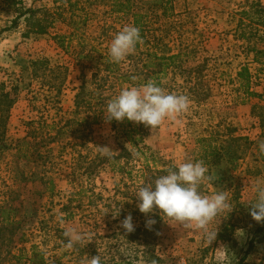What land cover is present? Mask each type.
<instances>
[{
  "label": "rangeland",
  "instance_id": "obj_1",
  "mask_svg": "<svg viewBox=\"0 0 264 264\" xmlns=\"http://www.w3.org/2000/svg\"><path fill=\"white\" fill-rule=\"evenodd\" d=\"M78 1L74 20L57 18L49 33L23 37L24 17L14 23L18 12L0 0V82L14 97L0 124V206L16 207L10 213L16 222L3 224L0 218V230L5 243L12 240L9 249L20 255L18 260L8 255L0 264H80L98 254L102 264H264V229L255 236L262 223L249 213L251 185L264 181L258 147L264 140V54L256 52L264 43L243 38L241 32L251 29L237 27L241 18L250 23L240 11L254 0ZM23 3L54 10L52 0ZM133 13L144 14L143 43L123 63H112L110 42L133 24ZM58 34L65 35L64 46ZM183 48L189 52L186 67L203 66L199 86L207 94L200 102L189 99V109L177 120L145 126L142 153L124 133L128 123L105 121L107 101L131 87L122 75L141 70L146 51ZM36 59L44 63L35 66ZM244 66L250 91L261 96L247 93L238 76ZM161 77L168 92L185 79L173 73ZM213 130L242 137L231 141L219 164L206 165L212 179L200 185L203 195L227 192L233 207L210 225L218 230L216 239L209 244L201 231L180 228L166 216L155 229L126 232L120 224L129 214L135 229L143 218L153 219L154 212L139 211L135 198L144 163L163 168L196 161L197 138ZM23 138L31 148L19 158L16 147ZM122 146L130 156L111 158ZM100 147L109 150L102 154ZM66 227L90 234L92 241L66 248ZM222 231L228 239L221 238Z\"/></svg>",
  "mask_w": 264,
  "mask_h": 264
},
{
  "label": "clouds",
  "instance_id": "obj_2",
  "mask_svg": "<svg viewBox=\"0 0 264 264\" xmlns=\"http://www.w3.org/2000/svg\"><path fill=\"white\" fill-rule=\"evenodd\" d=\"M142 43L140 29L133 24L124 25L110 42L108 48L110 62L123 63L127 57L135 53L137 45ZM189 107L188 96L168 92L156 81L149 80L141 86L125 87L118 95L109 99L104 119L106 122L113 120L123 122L127 119L154 129L165 120H177ZM258 147L260 153L264 154V140L259 142ZM100 149L102 154L109 150L108 147ZM207 173L208 168L203 160L180 162L175 166V170L168 169L166 175L158 177L154 185L146 183L138 187L135 198L139 211L148 216L158 209L161 215L166 216L178 227L201 231L211 244L216 239L218 230L210 225L217 217H221L222 213H230L233 207L225 191L211 195L201 194L200 185L212 179ZM251 193L254 202L249 204L250 216L255 222L264 223V181L252 184ZM119 212L120 209L116 215ZM60 222L64 223L63 220ZM155 223L154 219H148L145 226L151 229ZM120 226L128 233L135 230L131 214L121 221ZM237 232L243 233L242 230ZM63 235L66 239L65 247L68 249L85 241H92L90 234L83 233L75 227H66ZM80 264H102V260L98 254L82 259Z\"/></svg>",
  "mask_w": 264,
  "mask_h": 264
},
{
  "label": "trees",
  "instance_id": "obj_3",
  "mask_svg": "<svg viewBox=\"0 0 264 264\" xmlns=\"http://www.w3.org/2000/svg\"><path fill=\"white\" fill-rule=\"evenodd\" d=\"M5 4L8 6H11L16 12H18V15L14 19V23L17 22L18 19L24 17L27 30L23 33V37H29L31 34H47L50 32V29L55 24V20L57 18H61L62 20H65L69 18L70 20H74V14L76 10V6L79 3L78 0H52L54 4V10H49L46 8H32V7H24L22 6L23 0H3ZM19 4L21 5L19 7ZM166 9V8H165ZM121 10H123L121 8ZM165 12V11H164ZM70 13V16L67 17L64 14ZM240 14L242 16H246L249 18L250 23H245L244 19L241 18L239 20V24L237 27H242L243 25L246 27H249L251 30L248 34V32H241V36L244 38H251L249 36H255L260 42L264 43V1L263 0H254L250 2L247 7H243L242 11H240ZM133 24L137 26L140 29V34L142 38H145V30L146 25L143 21L144 14L143 13H133ZM56 38L59 40L60 44L62 46L65 45V35L58 34ZM156 41L159 40V38H154ZM144 40V39H143ZM147 41H145L146 43ZM141 44L137 45L138 49ZM149 50V49H148ZM187 48L180 49L177 53H164L160 54L157 51H146V54H144L142 61V68L141 70H137L135 72L127 71L122 76L125 80L130 82L131 86H141L145 84L149 80L156 81L161 86V76H166L169 73H173L174 75H181L185 76V79L181 83L175 82V86L177 89H173L172 92H175L177 90V94H183L189 97V99L195 100L196 102H200L203 100L202 94L206 95L207 92L204 91L203 88H201L199 85V78L202 74V65H196L193 67H186L185 61L187 56L189 55V52L187 51ZM257 53L264 54V46L256 49ZM44 63V59H36L32 61L33 65H41ZM189 75V79L187 80V76ZM238 76L241 80H243V84L247 89V93L249 94H255L256 96H261V94H256L254 91H250V71L247 66H244L240 69L238 72ZM135 77V79H133ZM193 81V85H190L189 83ZM198 81V82H197ZM85 87L84 85L81 87V91L77 93L76 95V103L77 106L79 105V99L82 95H84ZM251 92V93H250ZM14 101V97H12V92L6 91L4 88V83L0 82V124L4 125L5 119L7 118V114L9 112V108L11 107L12 103ZM123 122L128 123V129H125L124 133L126 134V137L128 138V141L136 147L140 152H144V149L142 147H139L140 143H144L145 135L147 134V129L145 125L143 124H137L131 121H128L125 119ZM37 138V137H35ZM237 138L242 137H234L231 132L225 133H219L218 131H210L209 135L206 136H200L197 138V143L199 144V148L197 151L198 154V160H203L205 165H216L219 164L224 157V153L226 152L228 145L231 143L232 140H235ZM246 141H248V138H246ZM31 141H29L27 138H23L17 142V154L19 158L27 157L29 155ZM25 147H29V150H26V152H23ZM130 156L131 152L130 150L122 146L121 147V154L120 155H114L111 158L113 159H119L121 156L122 158H128L126 155ZM147 158V157H146ZM148 160V158H147ZM147 161L144 163L143 170L141 171L140 175V182L139 186L146 183H152L154 185V181L162 176L167 174L168 169L175 170V165H166L163 168H153L150 166V164ZM11 210H16V207L13 206L12 203L9 204V206H0V218H2V223H12L16 222V219H11L10 213ZM156 222L160 221L162 219L163 214H160V211L158 209L154 210V215H151ZM142 225L140 227H137L135 229L137 232L143 230L142 226H144L145 229L147 228L146 220L143 218ZM158 227V224L155 223L151 226V229H155ZM264 229V223H262V226L257 229L255 232V236L258 235V233ZM3 230H0V259H6L8 255H10L11 258H15L18 260L20 258V255H16L12 252L11 249H9V244L12 242L8 241L5 243L4 236L2 234ZM22 237H20L21 239ZM221 238L228 239V235H226L225 231H222ZM254 246V238H252L249 248L247 250L248 252L253 248ZM37 246H33V252H36ZM156 259L158 258L155 256L154 253L151 254Z\"/></svg>",
  "mask_w": 264,
  "mask_h": 264
},
{
  "label": "crops",
  "instance_id": "obj_4",
  "mask_svg": "<svg viewBox=\"0 0 264 264\" xmlns=\"http://www.w3.org/2000/svg\"><path fill=\"white\" fill-rule=\"evenodd\" d=\"M262 46H264L263 44H261Z\"/></svg>",
  "mask_w": 264,
  "mask_h": 264
}]
</instances>
